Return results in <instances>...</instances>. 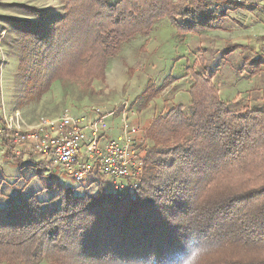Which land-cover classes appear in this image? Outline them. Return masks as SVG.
Listing matches in <instances>:
<instances>
[{
	"label": "trees",
	"instance_id": "trees-1",
	"mask_svg": "<svg viewBox=\"0 0 264 264\" xmlns=\"http://www.w3.org/2000/svg\"><path fill=\"white\" fill-rule=\"evenodd\" d=\"M61 1V15L28 7L34 20L13 19L26 40L22 74L39 93L60 79L89 88L161 18L181 35L225 15L205 0ZM189 73V114L175 105L143 132L151 144L134 196L97 172L82 193L59 184L48 199L11 196L0 206V264H264V107L227 103L210 74ZM10 140L1 143L16 157Z\"/></svg>",
	"mask_w": 264,
	"mask_h": 264
},
{
	"label": "rangeland",
	"instance_id": "rangeland-1",
	"mask_svg": "<svg viewBox=\"0 0 264 264\" xmlns=\"http://www.w3.org/2000/svg\"><path fill=\"white\" fill-rule=\"evenodd\" d=\"M107 1L113 3L116 0ZM205 1L209 9L217 12L226 9L225 13L228 14L250 10L264 19V0ZM62 4L61 0H0V128L4 113L18 112L24 131L34 125L40 116L51 118L65 111L75 116H91L92 109L97 108L110 115L106 122L112 132L119 131L124 122L138 128L136 138L139 148H143L146 143L151 144L143 138V132L157 116L164 115L167 109L175 105H182L184 113L189 114L188 90L193 82L190 69L210 74L216 85L223 73L229 74V68L235 70L237 75H245L243 66L249 72L255 68L258 69L256 74L260 72V67L257 64L250 65L249 60L256 53V48L230 42L234 33L244 34L246 27L243 23L239 22L238 26L233 23L220 24L218 18L211 23L210 31L180 35L174 23L165 17L158 20L149 33L136 34L123 43L120 51L108 59L104 78L94 79L89 88L81 80L60 79L39 93V89L34 88L37 78H25L22 74L20 44L26 40L12 25L13 19L34 20L27 12L28 7L61 15L64 13ZM231 45L236 47L231 49ZM245 86L246 82L235 85L243 90ZM150 95L153 97L146 102ZM26 144L30 146L31 141H26ZM4 155L7 156L6 153ZM6 158L8 160L10 157ZM18 161L22 160H12L15 164ZM30 161L33 163L34 159L30 158ZM37 161L34 164L38 166L42 162L39 173L41 176L44 174L49 185L50 193L45 199L57 194L55 185H59V182L70 184L77 193H82L85 184L94 178L96 172L93 171L81 183H77L66 170L54 163L50 155ZM12 162L10 165L16 172ZM29 165L24 166V178L11 174L7 179L0 180V206L7 205L12 190L17 191L13 196L27 198L25 187L34 168ZM95 187L91 185L90 189ZM39 264L49 262L43 259Z\"/></svg>",
	"mask_w": 264,
	"mask_h": 264
},
{
	"label": "built area",
	"instance_id": "built-area-1",
	"mask_svg": "<svg viewBox=\"0 0 264 264\" xmlns=\"http://www.w3.org/2000/svg\"><path fill=\"white\" fill-rule=\"evenodd\" d=\"M93 115L75 116L68 111L56 117L40 116L37 122L22 130L18 112L4 113L0 143L10 135V151L19 156L31 141V151L49 156L66 170L77 183L96 171L107 178L116 193L133 197L139 186L147 147L139 148L138 128L124 122L119 134L101 142L107 131L109 114L93 108Z\"/></svg>",
	"mask_w": 264,
	"mask_h": 264
},
{
	"label": "crops",
	"instance_id": "crops-1",
	"mask_svg": "<svg viewBox=\"0 0 264 264\" xmlns=\"http://www.w3.org/2000/svg\"><path fill=\"white\" fill-rule=\"evenodd\" d=\"M239 22L243 23L244 26L246 27L245 31H243L244 34L240 35V32H238V34L237 32L234 33V35H232L233 39H231L230 42L241 46L243 45V46H249L250 48H256V53L253 55V57H250L249 60L251 62L259 59V61L261 62V64L259 65L260 72L254 74L253 76H250L249 71L243 66L242 71L245 73V75H237L235 70L229 68L230 69L229 74L223 73L222 77H220L219 84H217L219 95L227 103L235 104L239 102V104H237L239 105V107L249 106V108H263L264 107V19L261 17V15L259 16L254 12L247 10L243 12L233 11L231 13L228 12V14L225 13L224 16L220 17V21H219L220 24L233 23L232 25L235 26H238ZM204 31H210V30H204ZM223 57H225L224 54ZM220 67L222 68V66ZM225 67H227V65ZM243 82H246V86L244 90L235 87L237 83H243ZM108 118L110 117L108 116ZM119 131L112 132L109 126V129L102 134L101 142L105 143L110 138L119 134ZM30 146L26 144V146H24L19 156L13 158L10 157L9 158L10 160L9 159L7 160L6 158L7 156L4 155L5 153L7 155V151H8L7 147L4 146V144L0 143V180L7 179L6 177L12 176L11 174L13 175L15 174L19 178H24L25 176H22L24 173H26L25 172L26 167L24 166H28L30 164L34 166V168L32 169L33 173L30 177L31 182L29 181V183L25 187L27 197L35 193L38 196H40L41 199H44L46 198L45 196L49 194V190H48L49 185L47 184V180L44 179V174H42L41 176V174L39 173L41 171L42 162L38 166L34 164V162L35 163L38 162L37 160H42L44 156L40 155V153L37 154L31 151ZM14 158L16 160L21 159L22 161L21 162L18 161L19 163L17 162L18 164L17 163L15 164L14 162H12ZM30 158L34 159L33 163L30 161ZM11 162L12 165L16 167V172H14L13 170L14 168L12 169V166L10 165ZM12 191L13 194L11 196L17 193V191L14 190Z\"/></svg>",
	"mask_w": 264,
	"mask_h": 264
}]
</instances>
